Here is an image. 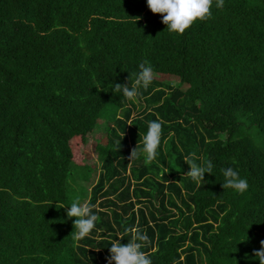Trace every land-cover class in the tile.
Instances as JSON below:
<instances>
[{
	"label": "trees",
	"instance_id": "16d2710c",
	"mask_svg": "<svg viewBox=\"0 0 264 264\" xmlns=\"http://www.w3.org/2000/svg\"><path fill=\"white\" fill-rule=\"evenodd\" d=\"M210 12L178 34L146 0H0V264H107L126 227L153 264H259L264 0ZM144 61L152 84L130 102L112 85L131 88ZM153 120L156 159H130ZM92 148L100 172L79 201L98 220L77 240L64 206ZM190 154L212 162L205 181L186 176ZM228 167L247 191L222 188Z\"/></svg>",
	"mask_w": 264,
	"mask_h": 264
},
{
	"label": "clouds",
	"instance_id": "9594fccd",
	"mask_svg": "<svg viewBox=\"0 0 264 264\" xmlns=\"http://www.w3.org/2000/svg\"><path fill=\"white\" fill-rule=\"evenodd\" d=\"M147 7L154 14L161 15V22L166 25L170 32L178 34L184 33L193 22L197 19L203 20L211 15L210 9L213 0H146ZM224 0H216V7H222ZM139 72L134 85L129 88L127 85L115 84L112 88L119 91L130 102H136L141 88L147 89L153 81L154 69L153 66L144 61L139 65ZM162 123L158 120L150 121L148 130L142 138V148L140 152L135 149L131 152L130 159L143 155L151 162L158 155V148L161 144ZM119 144V142H118ZM194 154L185 157L184 162L189 166V171L186 173L193 182L205 181V173L211 174L213 164L211 161L206 162L201 166L192 158ZM224 183L222 188H231L238 193H243L248 190L249 184L247 179L242 178L240 173L232 167L223 169ZM93 205L90 203H81L77 198L71 206L66 208V215L69 218H75L73 225L75 227V238L82 240L95 229L98 216L92 211ZM125 231L132 233L131 239L122 244L119 240L114 239L109 247V256L107 264H153L149 255L142 249L147 248L151 241L147 234L139 227H126ZM264 245V241L261 242ZM256 256L259 257V264H264V246L256 251Z\"/></svg>",
	"mask_w": 264,
	"mask_h": 264
},
{
	"label": "rangeland",
	"instance_id": "374dc122",
	"mask_svg": "<svg viewBox=\"0 0 264 264\" xmlns=\"http://www.w3.org/2000/svg\"><path fill=\"white\" fill-rule=\"evenodd\" d=\"M166 82H170L171 84H176L179 82V79L172 77L171 80H167ZM137 106H138V104H137ZM108 108L109 107H107L106 109H108ZM104 115H105V117H107L108 116L107 112ZM98 132H100V131L98 130ZM82 156L84 157V164L87 166V169L84 170L87 178H86V180H80V182H78L76 184V186L73 185L75 187L74 189L77 190V192L75 193V196L78 197V199H80L82 194L85 193V189L83 190V189H81V187H85L84 185H88L90 183V186H88L89 187L88 190H90L91 185L96 182V180L98 178V174L100 172V160H99V158H98V156H97V154L93 148L85 150V152L82 153ZM80 161H81V159H80ZM73 182L74 181L70 180L69 181L70 185ZM88 193H89V191H88Z\"/></svg>",
	"mask_w": 264,
	"mask_h": 264
}]
</instances>
